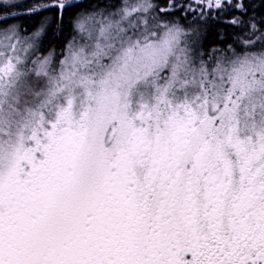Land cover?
<instances>
[{
	"label": "snow or ice",
	"instance_id": "6c2138e0",
	"mask_svg": "<svg viewBox=\"0 0 264 264\" xmlns=\"http://www.w3.org/2000/svg\"><path fill=\"white\" fill-rule=\"evenodd\" d=\"M0 264H264V0H0Z\"/></svg>",
	"mask_w": 264,
	"mask_h": 264
},
{
	"label": "trees",
	"instance_id": "16d2710c",
	"mask_svg": "<svg viewBox=\"0 0 264 264\" xmlns=\"http://www.w3.org/2000/svg\"><path fill=\"white\" fill-rule=\"evenodd\" d=\"M17 23L22 24L24 27H27L28 24L31 23V21L30 20H27V19H23V20L17 21ZM44 44H45V49L52 47V45L48 42V40H45L44 41ZM44 54H46V51H45Z\"/></svg>",
	"mask_w": 264,
	"mask_h": 264
}]
</instances>
